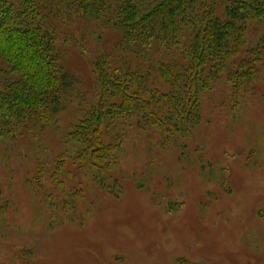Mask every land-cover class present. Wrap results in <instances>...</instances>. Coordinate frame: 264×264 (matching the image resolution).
I'll list each match as a JSON object with an SVG mask.
<instances>
[{
  "label": "rangeland",
  "instance_id": "1",
  "mask_svg": "<svg viewBox=\"0 0 264 264\" xmlns=\"http://www.w3.org/2000/svg\"><path fill=\"white\" fill-rule=\"evenodd\" d=\"M263 33L251 23L247 43ZM58 34L80 94L56 127L0 140V264H264V68L204 92L199 122L175 139L134 120L104 181L65 138L96 99L95 61L116 56L120 36L82 19ZM8 69L0 62L1 88Z\"/></svg>",
  "mask_w": 264,
  "mask_h": 264
},
{
  "label": "trees",
  "instance_id": "2",
  "mask_svg": "<svg viewBox=\"0 0 264 264\" xmlns=\"http://www.w3.org/2000/svg\"><path fill=\"white\" fill-rule=\"evenodd\" d=\"M76 19L120 36L116 56L95 61L96 99L65 138L104 181L134 120L170 141L199 122L203 93L222 78L238 89L264 68V33L246 40L251 23L264 25V0H0V62L12 76L0 87V140L56 127L80 94L58 49L59 28Z\"/></svg>",
  "mask_w": 264,
  "mask_h": 264
}]
</instances>
